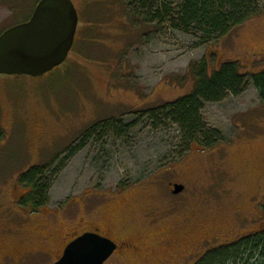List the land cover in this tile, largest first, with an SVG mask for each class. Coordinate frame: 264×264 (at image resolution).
<instances>
[{
	"label": "rangeland",
	"instance_id": "374dc122",
	"mask_svg": "<svg viewBox=\"0 0 264 264\" xmlns=\"http://www.w3.org/2000/svg\"><path fill=\"white\" fill-rule=\"evenodd\" d=\"M38 2L0 0V32L28 21ZM72 2L79 25L67 60L40 77L0 75V221L17 230L4 241L39 250L25 264H55L67 233L108 220L113 236L139 249H121L105 264H188L177 243L195 235L182 233L184 224L216 230V244L205 250L263 230L264 103L252 84L205 105V120L226 141L195 146L183 158L177 128H156L140 113L191 93L193 63L207 60L210 73L226 62L247 75L264 70V13L198 46L189 35L138 21L121 0ZM116 120L135 125L90 133ZM51 162L65 165L43 206L56 218L29 220L34 213L19 204L18 179ZM172 183L184 190L173 194Z\"/></svg>",
	"mask_w": 264,
	"mask_h": 264
},
{
	"label": "trees",
	"instance_id": "16d2710c",
	"mask_svg": "<svg viewBox=\"0 0 264 264\" xmlns=\"http://www.w3.org/2000/svg\"><path fill=\"white\" fill-rule=\"evenodd\" d=\"M121 4L124 11L138 21L157 23L159 28L165 26L171 31L189 35L196 39L198 46L220 40L264 13V0H121ZM189 71L194 78L191 93L140 113L156 128L170 125L177 128L181 158L195 146L210 150L226 141L225 135L205 120L203 110L206 104L238 97L251 84L264 103V70L247 75L241 73L237 62H226L210 73L207 60H203L191 64ZM134 125L135 122L124 124L122 120L105 121L97 124L90 133L98 128L104 132L115 129L120 133ZM2 137L0 130V141ZM52 162L33 167L19 177V183L27 191L21 205L38 210L49 201L53 184L65 166ZM119 186L124 189L128 182H121ZM262 206L264 215V202ZM197 264H264V229L210 250Z\"/></svg>",
	"mask_w": 264,
	"mask_h": 264
},
{
	"label": "water",
	"instance_id": "95a60500",
	"mask_svg": "<svg viewBox=\"0 0 264 264\" xmlns=\"http://www.w3.org/2000/svg\"><path fill=\"white\" fill-rule=\"evenodd\" d=\"M79 13L72 0H40L31 18L0 35V75L40 77L63 64L73 48ZM184 190L175 184L173 194ZM117 244L96 233L71 242L55 264H105Z\"/></svg>",
	"mask_w": 264,
	"mask_h": 264
},
{
	"label": "flooded vegetation",
	"instance_id": "af4514ba",
	"mask_svg": "<svg viewBox=\"0 0 264 264\" xmlns=\"http://www.w3.org/2000/svg\"><path fill=\"white\" fill-rule=\"evenodd\" d=\"M174 185L175 183H172V191L174 189ZM26 194H27V191L24 189L22 194L19 195L20 198L18 200H19L20 205H21L20 201L22 200V197L25 196ZM24 207H28V206H24ZM31 210L34 214H38L39 212L38 210H33L32 208ZM42 212H43L42 216H39V215L35 216L33 214L31 215V217H29V220L39 219L40 217H42L44 218L43 221H45L46 223H49L48 221L50 219H53V217L56 218V214H54L53 212H49L48 210H45V208H42ZM184 225H185L184 226L185 228L181 230L182 233L191 232L192 234L194 233L195 236H193L194 237L192 239L193 241L179 240L177 243V246H179L178 250L179 252L181 251L183 252V258L185 259V261H187V263H188V260L191 261L188 264H197L205 256V254L210 251L209 249L208 250H205V249L208 247H212L214 246V244H216L214 242L218 239L216 237V230L215 231H213L212 229L207 230L204 227L193 228V226H191L192 228H189L188 225L186 224ZM113 228H114L113 224L108 220L105 222H95L94 221V222H89L87 227H84L82 231H73L71 233H67L65 237H63L62 242L59 245V247L54 252V255L56 254V259H57L56 261H58L63 256L66 247L71 242L75 241L78 237L84 235L85 233H96V234H99L103 237L109 238L112 241H114L117 244V249L112 254V256L114 254H118L121 249H125V252L137 251L139 249L138 245L135 244L131 239L126 238L124 236L122 237L113 236L112 235ZM188 229H191V230H188ZM16 231L17 230L11 225L10 221H2V220L0 221V237H1L0 238V264H23V263L25 264L27 260H29L32 257L38 256L40 254L39 250L23 251L19 248V246L11 247L7 242L4 241V239H9L10 237H12ZM223 245H227V244H223ZM155 252H156L155 249L151 250L152 254H155ZM51 253H48V254L51 255Z\"/></svg>",
	"mask_w": 264,
	"mask_h": 264
}]
</instances>
